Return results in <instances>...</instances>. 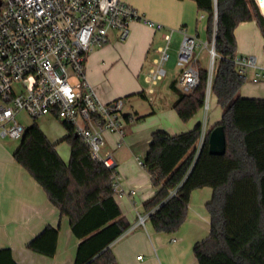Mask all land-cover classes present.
<instances>
[{
    "label": "trees",
    "instance_id": "obj_1",
    "mask_svg": "<svg viewBox=\"0 0 264 264\" xmlns=\"http://www.w3.org/2000/svg\"><path fill=\"white\" fill-rule=\"evenodd\" d=\"M206 14L207 43L214 40L215 58L209 96L216 98L222 114L204 137L197 152L201 122L191 130L170 135L151 134L143 167L157 188L144 204L156 232L175 233L186 219L192 191L209 187L212 197L205 208L210 217L209 235L193 248L198 264H264V98L240 95L245 80L238 76L234 30L255 20L264 38V0H193ZM208 87L206 69L199 68V84L189 94L177 79L170 83L176 95L172 108L186 123L202 111ZM69 144L65 163L55 145L35 123L26 127L13 152L42 187L61 216L69 220L78 240L73 264H118L110 245L129 227L114 199L111 172L91 159L88 148L73 128L62 122ZM221 125L225 153L208 151L209 132ZM176 190L170 196V191ZM59 229L47 226L26 247L53 256ZM0 264H17L10 248L0 249Z\"/></svg>",
    "mask_w": 264,
    "mask_h": 264
},
{
    "label": "crops",
    "instance_id": "obj_2",
    "mask_svg": "<svg viewBox=\"0 0 264 264\" xmlns=\"http://www.w3.org/2000/svg\"><path fill=\"white\" fill-rule=\"evenodd\" d=\"M121 1L133 7L145 19L161 24L163 29L154 30L142 21H133L125 40H118L117 34L111 32L107 44L93 48L88 53L84 64L85 77L103 102H110L117 97H124L126 102L128 97L138 95L146 98L149 94L153 96L158 92L163 79L152 85L147 81L146 75L158 57V48L164 44L163 35L170 28L174 31L168 48L169 57L164 66L165 77L170 78L169 88L181 71L177 60L182 38L179 30L184 28L187 33L207 42V16L197 9L193 0ZM234 36L235 56H252L256 64V67L247 69V79L240 88V95L264 98V80L252 82L255 73L260 69L264 70V38L256 21L238 24ZM206 50L208 53L207 47ZM151 96L148 97L151 99ZM213 98L216 102L215 96ZM175 99L176 95L173 93L170 103L159 105L146 113H158L161 119L150 122L146 129L139 131L144 138L143 158L151 140L150 133L162 130L176 135L203 122L205 110L204 114L200 111L190 121L182 122L172 108ZM123 114L126 116L125 136L118 145L119 137L107 133L105 152L114 156L121 187L127 193L134 190L133 194H114L121 216L129 223V229H132L118 237L110 245V249L118 264H198L193 248L209 235L210 217L205 205L212 197V189L204 187L192 191L186 219L175 233L154 231L148 218L145 226H136L138 216L147 214L144 204L157 188L152 185L148 170L137 163L142 161L138 157L137 148L141 141L136 142L133 131L139 129L136 120L141 115L136 110ZM219 120L220 118L216 119L214 123ZM129 126L132 133L129 132ZM13 152L0 140V249L10 248L17 264H73L78 240L70 230L68 218L60 215L42 187L26 169L15 162ZM68 160L69 157L64 162L67 163ZM47 226L59 229L53 256H46L26 247ZM137 256H141V259Z\"/></svg>",
    "mask_w": 264,
    "mask_h": 264
},
{
    "label": "built area",
    "instance_id": "obj_3",
    "mask_svg": "<svg viewBox=\"0 0 264 264\" xmlns=\"http://www.w3.org/2000/svg\"><path fill=\"white\" fill-rule=\"evenodd\" d=\"M257 1V0H256ZM258 4V2H257ZM142 21L154 30L159 23L142 17L133 7L121 0H1L0 5V137L20 138L25 126L16 122L24 113L30 118L51 116L69 124L83 141L91 159L111 172L114 194L127 193L119 183L113 154H102L105 135L116 134L118 145L125 136L126 116L124 97L103 102L84 74L87 54L95 47L108 43L111 32L118 40L129 35V25ZM163 35L164 44L158 57L147 71V81L154 85L165 77V63L171 34ZM177 51L181 71L177 78L180 90L191 93L199 84V63L195 53L198 37L184 28ZM210 65L204 109L208 107L209 89L215 58L214 40L207 42ZM238 76L247 79V69L256 67L249 57H233ZM260 69V68H259ZM264 80V70L255 73L252 82ZM203 119L197 152L207 133ZM143 166L142 161L137 162ZM176 190L170 191V196ZM153 211V210H152ZM139 215L136 226H145L148 215ZM128 228L127 230H131ZM141 259V256H137Z\"/></svg>",
    "mask_w": 264,
    "mask_h": 264
},
{
    "label": "rangeland",
    "instance_id": "obj_4",
    "mask_svg": "<svg viewBox=\"0 0 264 264\" xmlns=\"http://www.w3.org/2000/svg\"><path fill=\"white\" fill-rule=\"evenodd\" d=\"M195 53L199 60L201 66L200 68L201 69L204 68L208 70L210 65V56L209 53H207L205 42L203 40L200 39L197 40ZM160 82L161 85H159L160 89L158 90V92L153 96H151L150 94L148 95L151 96V99L148 96L146 98H143L138 95L132 98L128 97L127 101L124 103L123 106V113H127V112L133 113L136 110L138 111L139 115H141L136 120V122L138 121L137 124H139L138 126L139 129L138 130L134 129L133 137L134 139H136V142L141 141V143L137 145V148L139 150L138 157L142 161L144 159L142 156V151L144 149L143 148L144 146L142 147V144H144V138H143V133L139 134V131L146 129L149 126L150 122H156L161 119L158 113L156 115L146 114V113L150 112L151 109L158 108L159 105H166L170 103V99L173 97V92L170 90L168 85L170 82V78L164 77L163 80ZM204 110L205 109L203 107L202 114H204ZM221 114H222L221 108L215 102L213 95H211L208 100V107L205 110V114L202 116V118L204 117L206 119V122L208 123V129L215 124L214 121L216 119L221 118ZM16 122L25 127H28L34 123L38 125L39 128L43 131V133L45 132L44 134H46L47 139L55 145V149L58 155L60 156V158L63 161H67L69 157L70 148L68 142L63 140V138L67 134V131L60 119L53 118L48 115L33 119L28 117L24 113H20L16 117ZM124 130L126 131V128ZM129 132L132 133V131H130V126H129ZM0 140H2L7 145V147H9L12 150H15L20 143L19 137L18 138L0 137ZM105 151H107L106 147L102 149L103 155L107 154Z\"/></svg>",
    "mask_w": 264,
    "mask_h": 264
},
{
    "label": "water",
    "instance_id": "obj_5",
    "mask_svg": "<svg viewBox=\"0 0 264 264\" xmlns=\"http://www.w3.org/2000/svg\"><path fill=\"white\" fill-rule=\"evenodd\" d=\"M0 5H1V0H0ZM261 14H262V12H261ZM208 151L210 154H213V155H223L225 153V135H224L223 127L221 125L215 126L209 132V135H208ZM89 262H87V263H89Z\"/></svg>",
    "mask_w": 264,
    "mask_h": 264
}]
</instances>
